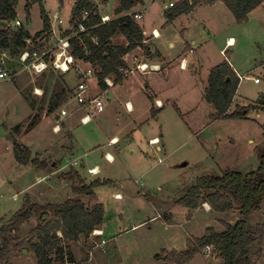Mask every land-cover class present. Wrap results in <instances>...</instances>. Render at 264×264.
I'll list each match as a JSON object with an SVG mask.
<instances>
[{"label":"rangeland","instance_id":"obj_1","mask_svg":"<svg viewBox=\"0 0 264 264\" xmlns=\"http://www.w3.org/2000/svg\"><path fill=\"white\" fill-rule=\"evenodd\" d=\"M31 1H19L17 19L24 23L31 36H36L42 31L43 23L39 3L32 5L27 20L25 7ZM77 1L42 0L50 19L58 16L64 27L69 26ZM88 1L98 13L101 11L107 15L105 11H108L111 0ZM141 1L147 4L151 0ZM175 1L178 0L153 1L144 12V21L139 22L147 31L157 29L163 35L164 50L171 51L177 60L174 67L165 75L150 73L151 76L146 77L137 74L128 82L109 88L105 98L111 106L85 128L79 125L78 119L72 121L63 117L61 122H56L54 118L62 109L73 115L77 105L71 93L54 113L47 112L56 85L65 82L68 86L67 76L52 71L42 75L23 72L15 82H0L1 225L10 223L27 198L42 206L63 204L69 199L81 200L89 208L103 207L105 235L99 237L94 231L88 238L80 236L75 242L65 241L61 250L65 258L71 256L73 264H178L165 259L157 260L156 257L184 253L188 243L202 238L208 228L221 232L225 224L235 225L238 222L240 206L237 203H234V210L227 213H217L207 204H202L197 210H186L175 203L187 195L199 179L219 177L227 171L248 174L259 167L260 153L264 149V109L256 108V105L264 95V2L249 15L247 22L239 24L222 4L214 9L199 5L194 13L183 14L173 21L166 16L163 19L162 4H176ZM165 27L174 31L165 33ZM229 38L234 39V45L225 49ZM179 39L184 40L186 46L194 44L193 51L186 52L183 57L189 63V69L184 72L178 68V56L182 53L176 41ZM114 43L126 44L122 36ZM170 43L175 48L170 50ZM150 49L154 51L153 47ZM154 54L157 53L154 51ZM155 57L150 51L148 58L151 64L156 63ZM5 61L6 67L11 70L19 69L17 63L11 64L8 59ZM225 64L233 65L240 76L248 78L239 83L230 111L232 113L236 107H252L245 118L220 119L205 99L212 71ZM255 78H260L261 83L255 84ZM94 86L97 87V84L92 80L90 87L96 95L99 90ZM126 88L133 91L128 97L134 103L138 100L141 103L143 94L148 96L150 102L146 103L147 109L145 107L143 111L141 109L129 115L124 107L125 99H128L123 96ZM154 95L165 103L163 113L158 110L153 112ZM44 116L50 119L39 125ZM148 119L151 120L150 126L140 129L139 122ZM73 122L75 127L79 125L78 133H85V138L92 140L94 146L104 144L102 135L106 133H115L124 142L135 131L131 142L134 156L127 159L131 171L121 169L116 179L107 172L95 177L94 182H106V179L118 181L97 187L91 197L81 196L75 191L79 190L81 183L62 180L66 179L64 174L71 170L70 166L75 161L79 165L74 169L87 171L85 148L66 152L72 140L65 131ZM53 130H57V134ZM154 135H158L162 142V152L155 150L158 155L148 146L149 139ZM14 142L28 148L31 162L48 167L42 168V171L36 163L18 164ZM54 148L62 150L67 156L62 155L58 160L60 152ZM101 154L99 152L88 159L95 160L97 156L98 163L105 165ZM46 175L52 176L51 179ZM116 194L122 197L116 198ZM262 212L264 203L257 216ZM254 216L247 220L253 228L258 222L252 219ZM40 218L39 214L35 215L11 235L12 248L21 240L29 239ZM52 220L53 216H50L49 221ZM259 220L262 221L261 218ZM58 236L62 237L61 232ZM258 262L264 264V245L260 244L253 246L249 264ZM7 264H37V261L32 251L22 249L12 252ZM185 264L222 262L217 253L203 252Z\"/></svg>","mask_w":264,"mask_h":264},{"label":"trees","instance_id":"obj_2","mask_svg":"<svg viewBox=\"0 0 264 264\" xmlns=\"http://www.w3.org/2000/svg\"><path fill=\"white\" fill-rule=\"evenodd\" d=\"M20 0H0V23L12 24L17 18V6ZM264 0H178L172 8L165 13L169 21L192 12L199 5H214L223 3L233 14L237 23L248 21L249 15L262 5ZM39 3L40 16L43 29L36 37L49 33L51 29L50 17L47 14L42 0H33L26 4V18H30V10L33 4ZM141 0H117L114 7L115 17L135 10ZM87 11L90 18L84 22L88 29L72 40L73 55L76 59L83 60L94 69L97 82L102 90H107L104 79L115 75V84L123 81L119 72L125 68L124 57L142 46L143 36L141 28L130 17L123 16L112 20L107 24L101 23V15L97 8L88 0H78L71 14V30L78 32L82 15ZM71 30L69 33H71ZM122 36L126 44L116 45L114 41ZM30 33L25 29L0 31V59L2 54L17 57L25 48V40L30 38ZM144 53L149 55V49ZM2 67L0 61V68ZM60 79V78H59ZM239 85V79L230 68L229 64L215 68L209 80V89L206 90L205 99L216 111L220 119H241L248 115L252 108L236 107L232 113L235 96ZM69 90L67 85L59 82L51 97L47 112L54 113L61 102L66 100ZM264 109V95H262L256 108ZM15 159L18 164L28 165L31 162L30 152L26 146L14 142ZM36 164H40L39 162ZM44 166V164H40ZM44 166L43 168H47ZM106 182L96 181L91 185H81L77 191L81 196L91 197L94 190ZM234 203L239 208L240 219L235 225L225 224L224 231L217 232L208 228L202 238L194 239L188 243L184 253L157 256V260L165 259L178 264L189 262L195 255L203 253L207 246H214L212 253L218 255L222 264H249L251 250L254 245H264V225L255 228L248 224V219L261 210L264 203V149L260 153L259 167L248 174L227 171L219 177H205L199 179L197 184L175 205L189 210H197L202 204H208L217 213H227L234 210ZM40 215V223L31 233L28 240H21L12 248L11 235L16 233L20 226ZM50 216L53 220L49 221ZM47 217L48 220L44 218ZM104 223V209L97 205L89 208L81 200L69 199L59 205H38L27 198L22 208L13 216L7 225L0 224V264H7L12 252L22 249L34 253L37 264H73L71 256L65 258L61 250L65 241L75 242L80 236L88 238ZM61 232L62 237L58 236ZM165 256V258H164ZM68 259V260H67Z\"/></svg>","mask_w":264,"mask_h":264},{"label":"built area","instance_id":"obj_3","mask_svg":"<svg viewBox=\"0 0 264 264\" xmlns=\"http://www.w3.org/2000/svg\"><path fill=\"white\" fill-rule=\"evenodd\" d=\"M174 4H170L169 8H172ZM91 13L85 11L82 15V22L79 25L78 32H73L71 30V22L69 26L64 27V22L58 17L50 19L51 29L47 34L41 35L40 37L31 36L25 40V48L23 51L15 58L8 56L6 53L1 56L0 68V82L11 81L14 82L23 72L42 75L46 72L52 71L60 75L74 74L77 77V84L71 90L72 100L76 104L87 110V114L82 118L81 122L87 124L91 122L96 116L102 114L105 110V103L101 97H96L92 94L90 83L96 78V74L91 65L87 64L83 60L76 59L73 55L74 48L72 45V40L76 39L80 34L86 33L88 29L84 26V22L90 18ZM128 16L133 22L138 24L143 20L144 15L142 11L133 10L131 12L122 14L119 17L115 15L101 16V23L107 24L112 20L117 18ZM11 28L15 31L25 28V25L19 19H16L12 24ZM71 30V33H69ZM40 33V32H39ZM143 36L142 46L137 47L140 55H132L130 60L128 55L123 59L126 67L120 68L119 72L122 75V79L126 80L129 77L140 75H148L153 72H160L161 68L156 64H151L148 59H146L144 49L149 47L151 39H158L160 33L158 30L147 31L141 29ZM31 35V34H30ZM234 45V42H233ZM231 41L227 43L228 47L233 46ZM225 53V52H224ZM12 63H17L18 70H11L10 67H6V61ZM183 62L181 64V68ZM186 68V67H184ZM240 82L248 79L247 77H242L237 74ZM115 75H110L104 79V83L107 88L114 87ZM255 84H260V78L254 79ZM68 115L66 110H62L60 116L66 117ZM157 141V140H156ZM153 145H157V142L153 141ZM72 165H77V163H72ZM91 174H95V170H90ZM95 235L101 237L103 235L102 231H95ZM215 249L214 246H207L204 249L206 254H211Z\"/></svg>","mask_w":264,"mask_h":264},{"label":"crops","instance_id":"obj_4","mask_svg":"<svg viewBox=\"0 0 264 264\" xmlns=\"http://www.w3.org/2000/svg\"><path fill=\"white\" fill-rule=\"evenodd\" d=\"M153 1H155V0H151L147 4H145L144 1H143V4H140L139 7L136 8V11H142V13L144 15V12L146 11V8L149 7L152 4ZM176 2L177 1H175V3ZM171 3H169V4L163 3L162 4V12H161L162 14H161V17L163 19L165 18V13L167 11H169V9H170L169 8V5ZM220 4L224 5L223 3H216L214 5H209L208 7L214 9L217 6H219ZM114 6H115V4H114ZM105 12L107 13V15L109 14L108 11H105ZM102 13L103 12L99 11V14L101 16H106V15H103ZM192 13H194V11ZM144 19H145V17L143 18L142 21H144ZM138 25H139V27L141 29H145L144 24L142 26V25H140L138 23ZM169 29H170V27H165L164 32L167 33L168 31H174V30H169ZM153 30H155V29H153ZM230 40H233L234 41L233 38H229L228 41H227V43ZM150 41H151L150 42L151 43L150 44L151 46L147 47L149 49V54H150V51H151V53L153 55H156L155 59L157 61H156L155 64L158 65L161 68V71L160 72H153V73L154 74H161L162 73V75H165L167 71L171 70L174 67V64L177 62V60H175L173 54L170 53L171 51L167 52V51L164 50L163 35L161 33H160V37L158 39H151ZM176 41H177L178 48H181L182 49L181 55L178 56V58L180 60L179 61L178 68H179V70L181 72H184V71H187L189 69L188 68L189 67V63H188L187 59H184L183 57L185 56L186 52H192L193 51L194 44H192V46L190 47V46H186V43H185L184 40L179 39V40H176ZM167 42H168V40L165 41V43H167ZM150 47L151 48L153 47L154 48V51L157 54H154V51L151 50ZM169 48L171 50V49L175 48V45L172 44V43H170ZM224 48L225 49L228 48L227 44H226V46ZM140 54L141 53L138 52V50L136 48L134 51H132L131 53L128 54V56H129L128 59L130 60V58L132 57V55H140ZM221 54L224 55V50L221 51ZM144 57L149 60L148 55L145 54ZM158 58H159V60H158ZM182 62H183V66L181 68ZM184 67H186V68H184ZM190 68L192 69V67H190ZM230 68L233 70V72L235 74H238L239 75V73L236 71V69H235V67L233 65H231ZM61 76H63V75H61ZM64 76H67L68 79H69L68 82H67L68 83V86L67 87H68L69 92L71 93L72 88H74L75 85L78 82L77 81V77L74 74H69V75H64ZM142 76L149 77V76H151V74L150 75L148 74V76L147 75H142ZM128 79L123 80L119 84L122 85L125 82H128ZM94 80L96 81V84H97V87L96 86H94V87H96L99 91H96L97 92L96 95L94 93H92V94L94 96H96V97H101L103 99V101H105L104 102L105 105H106V109L105 110H107L111 106V102L108 101V99H106L105 96L110 92V90H108L109 88L107 90H102V88L99 86V84L97 82V78H95ZM239 83H240V81H239ZM132 94H133V91L131 90V88H128V89L126 88L124 90V92H123L124 98L125 97L128 98V99H125L126 101L124 103V107H125V109H126V111H127V113L129 115H134V114H136V112L138 110H141V109L143 111V109H145V107L147 109L146 103L147 102H150L148 96H145V94H143L142 95V98H141L143 101L140 103V101L138 100L136 103H134L128 97V95H132ZM153 99H154V104H153L154 110H153V112L158 110V111H162V113H163V111L166 108L165 103L160 99V97H156V95H154V98ZM121 100L124 102L122 95H121ZM141 105H142V107H141ZM75 108L76 109H75L73 115H70L69 114L70 112H68L66 109H62V110H66L67 113H68V115L66 117H64V118L65 119H68V120L71 119L72 121L78 119L79 120V125H81L84 128L87 127V126H89L91 123H93L94 122L93 120L96 119L99 116V115L96 116L91 122H89L87 124H83L81 122V120L87 114V110L79 107L78 105ZM155 108H156V110H155ZM105 110H104V112H105ZM60 113H58V114H56L54 116L56 122H61V119L63 118V116H60ZM48 114H50V113L48 112ZM57 116H59V119H57ZM159 116H160V114H159ZM159 116H158V118H159ZM144 118H147V116H145ZM47 119L48 120L50 119L49 116L48 117L47 116L42 117L40 119L39 125L42 124V122H44ZM150 121L151 120L148 119L147 121H141V122H139V128L141 129L143 126H146V125L147 126H150V124H151ZM77 124H78V122H77ZM38 126L36 128H38ZM69 126H70L69 129H67L65 131V133L67 135L69 134L71 136L72 145L69 146V148H66V152L67 153H71L75 149H78V148H82L83 149V148H85L86 149V152L84 153V158H86V161H87V171H85V172L84 171L79 172L76 169H74L75 167H77L79 165L75 161L74 163H77V165L76 166L75 165L70 166L71 170H69L67 173L64 172L65 173L64 175L67 176L66 179H65V177H64V179H62V180H64V182H68V181L69 182H76L77 181V182L81 183V185L83 184V185L89 186V185H91L96 180L95 177H97L99 175H102L105 172H107V174H111L110 176L112 178L116 179L117 173H120L121 169H122V171H123V169L124 170H127L129 172L131 171V169L127 165L128 164V160L127 159H128L129 156H134V151H133V149L131 147L132 146V143L131 142H133L132 141L133 140V137L132 136H134L135 131H133V133L131 132V135L129 133L130 136L124 142L121 140V138L117 134L115 135V133H110V134H107L106 133V134L102 135V137L104 138L103 139L104 144L103 145H96V146H94L92 140H89V139L87 140L85 138V133H78V126L75 127L76 126L75 125V122L71 123ZM72 130H73V133H72ZM56 131L57 130H55V131L53 130V132L55 134H57ZM153 141L157 142V145H153ZM129 143H131V145H129ZM161 143L162 142H161L160 138L158 137V135H154V136H152L149 139L148 146H150L154 150L155 153H156V151H157V153H161L162 150H163L162 147L160 146ZM54 150L58 151V153L60 152V154L58 155V160H60V157H62V155L64 153H62V150H57L56 148H54ZM99 152H102V154H101L102 155V161H105V165H102L101 164L102 162L101 163H98L97 156H96V159L95 160H92V159L89 160L88 159V158L92 157L93 155H95V154H97ZM63 156H67V155H63ZM40 164H43V163H40ZM40 164H36V165H38L36 167H38V168H40L42 170L43 166H41ZM90 170H95V174H91L90 173ZM59 171L62 172L63 170H59ZM46 177H50V179H51L52 176H47L46 175ZM105 181H109L110 183H115V181H118V180L106 179ZM115 197L120 199L122 196H121V194H116ZM180 208H182V207H180ZM186 210H189V209H186ZM257 214L259 215V213H257ZM257 214L252 219L255 218V220H258V222H256V225L257 226L258 225H264V212H262V214H260V216H257ZM259 218H261L262 221H260ZM103 227H104V223H103V226L102 227H100L99 229H97L95 231H98V230L99 231H102L103 232V235H105V232H104ZM103 235L101 237H104ZM259 247L262 249L261 246H259ZM258 264H259V262H258Z\"/></svg>","mask_w":264,"mask_h":264},{"label":"water","instance_id":"obj_5","mask_svg":"<svg viewBox=\"0 0 264 264\" xmlns=\"http://www.w3.org/2000/svg\"><path fill=\"white\" fill-rule=\"evenodd\" d=\"M114 4H115V0H111L110 4H109V9H108V13H109L110 16L114 15ZM10 27H11V25L6 23V22H1L0 23V31H3V30L6 31ZM57 119H59V116H57Z\"/></svg>","mask_w":264,"mask_h":264},{"label":"bare ground","instance_id":"obj_6","mask_svg":"<svg viewBox=\"0 0 264 264\" xmlns=\"http://www.w3.org/2000/svg\"><path fill=\"white\" fill-rule=\"evenodd\" d=\"M230 41H231V44L233 45V42H234V41H233V40H230Z\"/></svg>","mask_w":264,"mask_h":264}]
</instances>
